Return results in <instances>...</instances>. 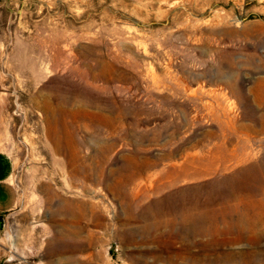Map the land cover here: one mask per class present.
Returning a JSON list of instances; mask_svg holds the SVG:
<instances>
[{
	"label": "rangeland",
	"instance_id": "374dc122",
	"mask_svg": "<svg viewBox=\"0 0 264 264\" xmlns=\"http://www.w3.org/2000/svg\"><path fill=\"white\" fill-rule=\"evenodd\" d=\"M0 154V264H264V0H0Z\"/></svg>",
	"mask_w": 264,
	"mask_h": 264
},
{
	"label": "crops",
	"instance_id": "0c3cea01",
	"mask_svg": "<svg viewBox=\"0 0 264 264\" xmlns=\"http://www.w3.org/2000/svg\"><path fill=\"white\" fill-rule=\"evenodd\" d=\"M11 175V166L7 159L0 154V213L11 211L16 203L15 189L10 181Z\"/></svg>",
	"mask_w": 264,
	"mask_h": 264
},
{
	"label": "bare ground",
	"instance_id": "6f19581e",
	"mask_svg": "<svg viewBox=\"0 0 264 264\" xmlns=\"http://www.w3.org/2000/svg\"><path fill=\"white\" fill-rule=\"evenodd\" d=\"M218 224H219V223H218ZM229 225H230V224H229ZM215 228H216V227H215ZM202 229H203V228H202ZM202 229H201V230H202ZM202 231H203V230H202ZM197 232H198V230H197ZM205 234H206V233H205ZM260 237H261V236H260ZM258 245H259V244H258Z\"/></svg>",
	"mask_w": 264,
	"mask_h": 264
}]
</instances>
